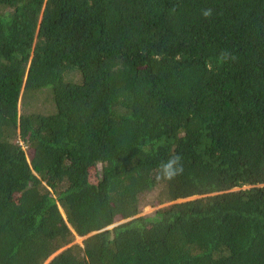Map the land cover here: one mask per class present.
I'll return each mask as SVG.
<instances>
[{
    "label": "trees",
    "instance_id": "trees-1",
    "mask_svg": "<svg viewBox=\"0 0 264 264\" xmlns=\"http://www.w3.org/2000/svg\"><path fill=\"white\" fill-rule=\"evenodd\" d=\"M0 264H264V0H0Z\"/></svg>",
    "mask_w": 264,
    "mask_h": 264
},
{
    "label": "clouds",
    "instance_id": "clouds-1",
    "mask_svg": "<svg viewBox=\"0 0 264 264\" xmlns=\"http://www.w3.org/2000/svg\"><path fill=\"white\" fill-rule=\"evenodd\" d=\"M213 10L211 8L203 9L201 14L204 18H208L212 15ZM153 59H160L159 55L153 57ZM234 59L231 53L227 51H221L219 55L215 58V65H219ZM207 70L211 71L213 68V61L210 59L206 64ZM184 166L182 163V157L180 155H172L162 162L157 169L156 180L157 181H172L177 177L183 175Z\"/></svg>",
    "mask_w": 264,
    "mask_h": 264
},
{
    "label": "rangeland",
    "instance_id": "rangeland-1",
    "mask_svg": "<svg viewBox=\"0 0 264 264\" xmlns=\"http://www.w3.org/2000/svg\"><path fill=\"white\" fill-rule=\"evenodd\" d=\"M38 111H40V112H46L47 110H48V108H49V103H47L46 102V100H45V97H42L40 100H39V102H38V104H37V106L35 107ZM234 190H237V189H234ZM178 202H180V201H178ZM171 203H167V204H162V205H155V204H151V205H147V206H145V207H142L141 209H140V212H139V214L136 216V217H142V216H147V215H151V214H153L155 211H157V210H159V209H161V208H163V207H165V206H168V205H170ZM128 220H130V219H128ZM128 220H125V221H120V222H118V223H115L113 226H110V227H108V229H111L112 227H114V226H116V225H118V224H121V223H124V222H126V221H128ZM82 241H83V238H80V237H77V236H75L74 237V242L72 243V244H76V245H82ZM57 254V253H56Z\"/></svg>",
    "mask_w": 264,
    "mask_h": 264
},
{
    "label": "water",
    "instance_id": "water-1",
    "mask_svg": "<svg viewBox=\"0 0 264 264\" xmlns=\"http://www.w3.org/2000/svg\"><path fill=\"white\" fill-rule=\"evenodd\" d=\"M108 229V228H107ZM88 236H91V235H88Z\"/></svg>",
    "mask_w": 264,
    "mask_h": 264
}]
</instances>
